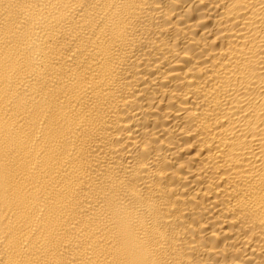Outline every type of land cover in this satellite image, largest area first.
<instances>
[{
  "label": "bare ground",
  "instance_id": "obj_1",
  "mask_svg": "<svg viewBox=\"0 0 264 264\" xmlns=\"http://www.w3.org/2000/svg\"><path fill=\"white\" fill-rule=\"evenodd\" d=\"M0 264H264V0H0Z\"/></svg>",
  "mask_w": 264,
  "mask_h": 264
}]
</instances>
